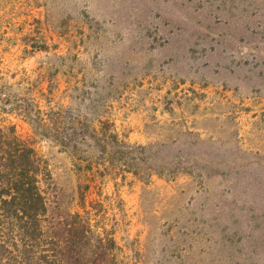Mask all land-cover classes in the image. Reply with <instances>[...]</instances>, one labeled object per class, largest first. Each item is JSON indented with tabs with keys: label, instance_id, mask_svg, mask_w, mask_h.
Returning a JSON list of instances; mask_svg holds the SVG:
<instances>
[{
	"label": "rangeland",
	"instance_id": "374dc122",
	"mask_svg": "<svg viewBox=\"0 0 264 264\" xmlns=\"http://www.w3.org/2000/svg\"><path fill=\"white\" fill-rule=\"evenodd\" d=\"M28 82L44 118L80 105L131 144L177 142L181 166L86 172L18 115ZM0 96V126L33 143L61 208L113 234L118 264H201L203 222L263 217L264 0H0Z\"/></svg>",
	"mask_w": 264,
	"mask_h": 264
},
{
	"label": "trees",
	"instance_id": "16d2710c",
	"mask_svg": "<svg viewBox=\"0 0 264 264\" xmlns=\"http://www.w3.org/2000/svg\"><path fill=\"white\" fill-rule=\"evenodd\" d=\"M55 76L56 73L51 77ZM78 85L84 86L82 82ZM34 88L26 84V100L32 105L23 110L19 107L18 115L39 135L53 132V143L84 163L86 172H93L94 166L109 171L108 166L118 164L124 172L141 177L164 175L172 169L175 172L181 166L177 142H165L162 150L131 144L120 138L114 122L103 116L87 118L89 114L80 105L59 106L44 118ZM158 153L162 155L160 159L155 156ZM51 185V174L33 143L21 138L14 126H0V261L8 253L15 254L18 264H118L113 234L94 231L89 212L72 213L61 208L49 195ZM88 189L87 184L85 190ZM85 193L79 190L83 206ZM262 216L256 215L247 223L233 222L231 230L223 222H203L213 238L201 242L210 251L208 255L203 251L205 260L201 257V264H264V210Z\"/></svg>",
	"mask_w": 264,
	"mask_h": 264
}]
</instances>
